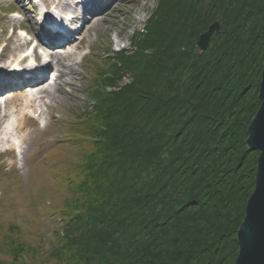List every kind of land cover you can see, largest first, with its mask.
<instances>
[{
    "label": "trees",
    "instance_id": "1",
    "mask_svg": "<svg viewBox=\"0 0 264 264\" xmlns=\"http://www.w3.org/2000/svg\"><path fill=\"white\" fill-rule=\"evenodd\" d=\"M263 66L264 0H157L130 47L91 81L92 109L79 118L91 148L60 177L48 255L57 264H234L260 155L246 140ZM8 250L0 264H30L25 241Z\"/></svg>",
    "mask_w": 264,
    "mask_h": 264
},
{
    "label": "rangeland",
    "instance_id": "2",
    "mask_svg": "<svg viewBox=\"0 0 264 264\" xmlns=\"http://www.w3.org/2000/svg\"><path fill=\"white\" fill-rule=\"evenodd\" d=\"M56 1L66 4L65 6H68L67 2H74V0ZM106 1L109 3L102 7L98 14H85L88 15L86 19L94 16L96 20L93 19L91 22L89 20L87 28L83 27L77 40L74 42L73 39L71 45L60 50L64 54L73 53L69 64H72L74 73H69L64 78L67 82L64 88L58 89L55 85L54 69L53 76L48 81L51 83L48 89L52 95L44 97L35 107L31 105L27 109L24 102L22 105L11 102L10 106L5 108L7 99L4 101V98H0L2 113L5 109L9 113V117L3 120L7 130L23 122V115H28L27 127L36 129L33 133L24 130L17 132L18 134H8L9 139L19 144L20 140L23 142V138L26 137L20 148L21 152L18 148H11L10 145H4L0 149L1 153L2 150L11 148V153L0 154V258L2 259L12 260L8 249L13 239L18 242L25 241L34 249L28 254L27 261L30 264H57L48 255L52 245L47 238L53 237L56 223L61 221L60 191L64 189V183L60 177L67 174L68 168L78 164L83 159L84 153L91 148L86 141L80 140L82 128L79 122L80 116L92 109L89 94L91 81L99 68L105 65L106 58L112 56L113 51L130 47L131 37L144 29L152 10L157 6V0H104L103 3ZM47 4L48 2L44 0L43 2L27 0L22 5L24 14L20 10V3L0 0V71L2 73L6 70L10 71L14 62H18L19 56L27 49V46L22 48L13 63H8L6 46L10 37H14L11 47L19 48L18 45H22L25 40L34 38L35 32L38 35L40 26L38 21L45 14L43 7L49 6ZM59 12L62 11L59 9ZM71 16L73 17L74 14ZM18 26L25 31L16 30ZM78 43L81 46L75 49L74 46L76 47ZM109 45L110 51H107ZM4 65L8 67L3 69L1 66ZM20 66L26 68L27 64ZM12 81L16 84L15 79ZM10 89L13 91L7 94L24 92L28 87L24 89L23 86L12 85ZM58 189L59 193H55ZM13 226L17 227L16 231Z\"/></svg>",
    "mask_w": 264,
    "mask_h": 264
},
{
    "label": "bare ground",
    "instance_id": "3",
    "mask_svg": "<svg viewBox=\"0 0 264 264\" xmlns=\"http://www.w3.org/2000/svg\"><path fill=\"white\" fill-rule=\"evenodd\" d=\"M13 1H16L17 3L21 4L20 10L25 14L24 12L25 10L22 5L27 0H13ZM45 1H47L48 2L47 5L50 6L49 12H48V16L49 14L50 16L47 17V22L50 23L51 25L56 26L54 29L53 28L47 29V30L41 29L43 34L39 33L41 36L40 38L44 39L45 36L48 37L47 43L45 42L43 43V41H35V38H36L35 37V38H30V39L25 40L22 45H18L19 48H16V47H11V44L13 43V39H14V37L12 36L10 37V41L8 45L6 46V51L8 52L7 53V56H8L7 61L9 60L8 63H13V61L15 60V58H17V55L21 51V49L29 45L30 50L32 52V56H34L36 60H40L38 49L39 47L44 46L43 48V51L45 53L44 55L47 54L48 56L47 60L48 62L51 60V64L49 65V63H44L40 61L39 65L36 64L34 66L35 69L26 67L25 71H27V73L25 76H21V77L18 75L19 71H16L17 66L15 65H13V68L10 71L6 70V72L4 71V73L0 71V92H1L0 98H4L5 99L4 101H6L7 99V103L4 106L5 108L10 106L11 102H13L15 105H22V103L24 102V104L27 106V109H29L31 105L35 107L36 103L44 99V97L52 95V92L50 91V89H48L51 85V83H48V80H50L49 73H52L54 69H55V72H54L55 74L53 77L55 80V85H57L58 89L64 88V85L67 84V82L64 81V78L67 76V74L74 73V68H72V64L71 63L69 64V61L72 60L73 58V53L64 54L62 51L57 49L59 48L57 46L61 44L55 45L53 42H56L63 35L64 31H69V34H71V37H69V41L63 47H66V45H71L70 44L72 42L71 39L74 36H76V34H81L83 27L87 28L88 21L90 20L91 22L93 19L94 21L96 20L94 16L91 18L87 17L86 19V16L88 15H85V14L91 13L92 15H96L98 14V11L102 9V7H105L109 3V1H106L105 3H103L104 0H74L73 3L67 2L68 6H65L66 4H63L60 2L57 3L56 0H44V2ZM41 2H43V0H41ZM59 9L60 11L64 12V14L62 12H59ZM68 11L74 14L73 18L69 20H65V17H61V19L63 21H67L68 24H65V22L63 21L59 22L58 20L59 17H57V15L60 14L62 16L63 15L68 16L66 13ZM66 25L72 26L73 28L71 29L70 27H66ZM63 28H65V30L62 32L61 30ZM79 28H82L81 31H79ZM55 30H58V32H55ZM22 39H24V37ZM80 43H78L76 47L74 46V48L75 49L80 48L81 46ZM25 58L26 57H22V54L19 56V60L21 61L24 60ZM1 67L5 69L8 66L4 65ZM47 73L48 75H46ZM29 76H31L32 78H29L28 80H26V85L23 86L24 89H26L28 86L27 91L20 92V93L14 92V93L7 94L13 91L12 89H10L12 85L15 86L17 83H19V81L24 80L23 78L25 77L28 78ZM14 79L16 80V84L12 81ZM30 79H33V80H30ZM6 117H9L8 110L5 109L4 113H2L1 105H0V149L4 145H8V146L10 145L11 148L17 147V145L13 143V139L8 138V134L9 135L18 134L17 132H21L24 130H28L29 132L33 133L36 130L35 128L31 129L27 127V124H28L27 121L29 118H28V115H23L22 117L24 118V121L18 124L17 126L10 127L8 131L7 126H5L3 122V120ZM25 141H26V137L23 138V142L20 140V148L22 147V144ZM9 142H11V144H8ZM11 148L9 147L10 150Z\"/></svg>",
    "mask_w": 264,
    "mask_h": 264
},
{
    "label": "water",
    "instance_id": "4",
    "mask_svg": "<svg viewBox=\"0 0 264 264\" xmlns=\"http://www.w3.org/2000/svg\"><path fill=\"white\" fill-rule=\"evenodd\" d=\"M221 28L216 20L196 41V48L205 52L214 34ZM260 107L248 126L246 144L250 150L259 151L255 186L247 200L245 217L237 231L239 250L234 264H264V66L258 93Z\"/></svg>",
    "mask_w": 264,
    "mask_h": 264
}]
</instances>
